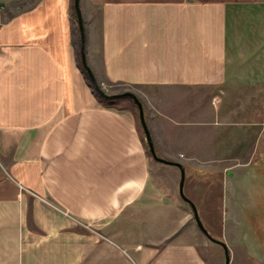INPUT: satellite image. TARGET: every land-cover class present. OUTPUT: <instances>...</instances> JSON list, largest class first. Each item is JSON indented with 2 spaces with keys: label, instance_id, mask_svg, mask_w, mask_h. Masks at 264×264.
<instances>
[{
  "label": "crops",
  "instance_id": "1",
  "mask_svg": "<svg viewBox=\"0 0 264 264\" xmlns=\"http://www.w3.org/2000/svg\"><path fill=\"white\" fill-rule=\"evenodd\" d=\"M79 6L96 81L137 96L233 262L211 208L234 171H264V0ZM82 68L74 0H0V264H209L178 168L152 163L132 103H100Z\"/></svg>",
  "mask_w": 264,
  "mask_h": 264
},
{
  "label": "rangeland",
  "instance_id": "2",
  "mask_svg": "<svg viewBox=\"0 0 264 264\" xmlns=\"http://www.w3.org/2000/svg\"><path fill=\"white\" fill-rule=\"evenodd\" d=\"M97 84L107 94L125 92L123 88L114 85L99 82ZM132 108L136 111L133 105ZM152 163L163 168H172L154 161ZM234 173L235 178L219 192L216 206L211 208L214 213L212 222L230 241H236L239 246L236 259L230 264H264V171L261 172L254 164L242 174L239 170ZM162 175L168 178L167 174ZM211 236L222 241L217 234ZM212 247L218 252V256L209 251L208 263L224 264L222 248L214 243Z\"/></svg>",
  "mask_w": 264,
  "mask_h": 264
},
{
  "label": "water",
  "instance_id": "3",
  "mask_svg": "<svg viewBox=\"0 0 264 264\" xmlns=\"http://www.w3.org/2000/svg\"><path fill=\"white\" fill-rule=\"evenodd\" d=\"M79 3H80V0H74V11H75V15L77 18V24H78V28H79V34H80L81 65H82L83 69L85 70L91 84L94 86L95 91L105 100L112 101V100H118V99H128L134 104V106L137 109L139 124H140L142 131H143L144 140H145V143H146V146L148 148V152H149L151 158L157 163L169 165V166H174V167L178 168V170L180 172L178 192H179V196H180L181 200L190 206L194 221H195L197 227L199 228V230L204 234V236L208 240H210L214 244L219 245L222 248L223 255H224V264H230V255H229V251H228L227 246L225 245V243L223 241L215 240L214 238H212V236L209 234V232L204 227L202 221L200 220L196 207L184 194L183 187H184V181H185V170H184V167L182 166V164L170 162L168 160L162 159V158L157 156L155 149H154V146H153V143H152V140H151V137H150V134H149V131H148V128H147V125H146V122H145L143 105L140 102V100L131 91H125V92L119 93V94H107L106 92L102 91L101 88L98 86L92 71L90 70V68L87 65L86 58H85V53H84L85 33H84V24H83V19H82Z\"/></svg>",
  "mask_w": 264,
  "mask_h": 264
},
{
  "label": "trees",
  "instance_id": "4",
  "mask_svg": "<svg viewBox=\"0 0 264 264\" xmlns=\"http://www.w3.org/2000/svg\"><path fill=\"white\" fill-rule=\"evenodd\" d=\"M82 72L84 73V76H85V78H86V80L89 82V84L91 85V87H92V89H93V91H94V94H95V96H96V98L98 99V101L100 102V103H102L103 105H106V106H111L112 104H114V100H112V101H109V100H105L104 98H102L96 91H95V89H94V86L91 84V82H90V80H89V78H88V76H87V74H86V72H85V70L82 68ZM130 103H132L131 101H130ZM132 105H133V107L136 109V107L134 106V104L132 103ZM136 111H137V109H136ZM140 132H141V134H142V137L144 138V134H143V131L141 130V127H140ZM144 144H145V146H146V143L144 142ZM146 150H147V154L149 155V157L151 158V156H150V154H149V152H148V148H147V146H146Z\"/></svg>",
  "mask_w": 264,
  "mask_h": 264
}]
</instances>
